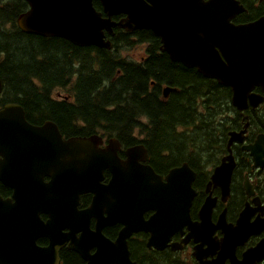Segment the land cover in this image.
<instances>
[{
  "label": "flooded vegetation",
  "instance_id": "obj_1",
  "mask_svg": "<svg viewBox=\"0 0 264 264\" xmlns=\"http://www.w3.org/2000/svg\"><path fill=\"white\" fill-rule=\"evenodd\" d=\"M237 1L244 11L231 20L232 24L246 25L264 17V0ZM24 3L17 17L28 10V5ZM11 5L0 0V8ZM92 6L103 18L106 17L99 0H92ZM17 17L15 24L10 23L9 19L0 22V38L4 37L2 27L9 32L7 37H13L17 29L27 34L18 28ZM125 17L123 14L112 15L111 21L118 23ZM145 32L152 33L145 29L128 31L115 25L112 34L104 33L103 41L109 42L110 49L81 47L60 37L30 34V39L70 44L72 65L62 71L60 81L66 82V74H70L72 83L56 88L51 94L53 101L30 103V126L42 128L47 125L48 128L40 135L43 138L59 136L61 147L59 154L52 159L48 151L39 153L40 148L30 145V200L24 199L17 203L23 215L16 218V225L23 231L27 229L30 234L58 231L65 236L66 242L55 254L58 259L56 264H264V73H258L254 57H251V97L245 101L244 107H234L231 104L230 87L201 75L195 68L171 61L161 51L157 37L159 43L155 52L173 63L175 70L181 67L189 74L187 88L194 86L192 79L195 74L202 82L230 92L229 107L226 106L227 101H211L213 136L205 145H194L188 148L189 151L183 150L187 161H179L176 157L170 165H165L163 160L167 154L156 156L148 152L143 145V137L151 133L148 115L134 113L130 125L117 126L120 130L115 131L112 117H105L101 113L88 114L86 107L100 106L98 109L101 112H110L115 108V101H73V83L84 78L86 72L98 70L88 64L82 65L81 57L76 54L79 49L88 48L91 55L100 50L118 49L121 56L131 50L139 53L138 59L124 56L125 60L144 64L148 59L147 54L153 50L145 38ZM1 56L0 53V64L3 62ZM242 66L247 65L244 63ZM174 77L179 76L174 73ZM154 88L153 80L149 90ZM165 88L171 89L166 96ZM158 89L162 102L169 100L176 91L164 83ZM130 102L140 104L138 101ZM195 103L197 112L201 110V103L193 101L189 106L191 115L195 111ZM52 105H63L70 112L53 110ZM195 131L200 132V129L196 130L194 124L192 133ZM120 135L124 138H140L139 143L127 146L118 139ZM83 138L95 139L84 146L81 142ZM111 139L120 143L116 153L120 162L127 160L129 148L142 145L146 150V158L138 161V164L150 166L163 182L171 169L187 164L193 173L189 202L179 195H160L158 202L138 200L137 196H132L135 199L132 202L126 195L114 196V191L109 190L103 193L102 201L97 203L95 194L80 193L81 184L106 186L111 181V171L104 169L98 176L93 162V152L108 149ZM98 141L101 145H94ZM142 157L139 155V158ZM3 161L0 155V165ZM218 167L219 184L212 181ZM121 176L126 177L125 172ZM59 183L65 185L69 196L62 197L51 189L58 190ZM0 198L14 203L13 190L1 181ZM105 207L109 214L108 224L100 230L105 241L100 242L95 236L82 239L83 234L97 232L96 215L101 210V215L105 217ZM71 234L74 242L70 239ZM24 238L28 240L9 242L8 239L3 240L0 233V264H42L36 262L38 259L49 262L51 256L41 257L50 245L48 238L40 237L33 243L27 236Z\"/></svg>",
  "mask_w": 264,
  "mask_h": 264
},
{
  "label": "water",
  "instance_id": "obj_2",
  "mask_svg": "<svg viewBox=\"0 0 264 264\" xmlns=\"http://www.w3.org/2000/svg\"><path fill=\"white\" fill-rule=\"evenodd\" d=\"M24 1L28 10L17 17V26L22 32L60 37L76 46L110 49L109 42L103 41L104 33L112 34L115 25L128 31H151L159 38L161 51L171 61L195 68L201 75L230 87L231 104L234 107H244L245 101L251 97V57L258 65V73H264V17L246 25L232 24L231 20L244 11L237 0H99L106 16L104 18L95 11L92 0ZM118 14L126 17L118 23L112 22L111 16ZM244 63L247 66H242ZM169 92L171 89L165 88L164 96ZM47 128V125L42 128L31 127L23 109L17 104H5L0 109V155L4 158L0 165V181L13 190L14 199L12 204L10 200L3 201L0 198V233L3 240L8 239L9 242L26 241V236L31 243L40 237L48 238L50 245L41 257L51 256V259L49 262L42 259L36 262L56 264V251L67 238L58 231L30 234L27 229H19L15 221L23 215L17 203L24 199L30 200V145L40 148L39 153L48 151L52 159L59 154L60 137L43 138L40 135ZM93 139L83 138L81 142L86 146V142ZM94 145H101V142H95ZM107 146L106 150L93 152V162L98 176L104 169L111 171V181L106 186L81 184L80 193L95 194L97 203L102 201L103 193L109 190L114 191V196L126 195L132 202L135 201L132 196H137L138 200L158 202L160 195H179L189 202L193 173L187 164L171 169L163 182L150 166L138 164V161L146 158V150L142 145L129 148L125 162L116 158L120 147L118 140H109ZM139 155L143 157L139 158ZM124 172L126 177L121 176ZM219 180L220 167L216 168L212 176L213 182L219 184ZM57 186L58 190L51 188L56 194L62 197L70 195L65 185L59 183ZM34 193L37 194V186ZM105 215L103 217L100 210L99 215H96L97 232L83 234L82 239L95 236L100 242L105 241L100 230L108 224L106 207ZM128 235L129 232L126 233ZM70 239L75 241L72 234Z\"/></svg>",
  "mask_w": 264,
  "mask_h": 264
},
{
  "label": "trees",
  "instance_id": "obj_3",
  "mask_svg": "<svg viewBox=\"0 0 264 264\" xmlns=\"http://www.w3.org/2000/svg\"><path fill=\"white\" fill-rule=\"evenodd\" d=\"M1 1L12 5L0 8V22L9 19L10 23L15 24L14 20L25 6L24 1ZM2 30L4 37L0 38V53L3 62L0 64V79L3 89L0 108L6 103H16L23 108L25 119L30 123V103L53 101V91L71 82L70 74H66V82L60 79L62 71L72 65V50L66 42L30 39V34H23L18 29L13 37H7L9 32L4 27ZM144 35L153 50L147 54L145 63L140 65L128 63L124 56L119 55L118 49L100 50L92 55L88 48L79 49L76 54L81 57L82 65L88 64L98 70L86 72L84 78L77 79L73 83L71 97L73 101H115V108L110 112H101L98 109L100 106H86L88 114L101 113L105 117H112L111 123L116 126L115 131L120 130L117 126L130 125L134 113L148 115L151 133L143 137V145L148 152L151 151L156 156L167 154V158L163 160L165 165H170L176 157L179 161H187L183 150L189 151L188 148L194 145H205L213 136L211 101H227L226 106L229 107L230 92L202 82L195 74L192 79L194 86L187 88L189 74L181 67L175 70L173 63L155 52L159 43L157 37L150 32H145ZM174 73L179 77H174ZM89 75L98 78H88ZM153 80L155 88L149 90V84ZM159 82L176 89L166 102H162L160 98ZM130 101H138L140 104ZM193 101L201 103V110L197 112L195 103L192 117L189 106ZM52 109L62 113L70 112L63 105H52ZM194 124L200 132L195 131L193 134ZM118 139L127 146H133L139 143L140 138H124L120 135Z\"/></svg>",
  "mask_w": 264,
  "mask_h": 264
},
{
  "label": "rangeland",
  "instance_id": "obj_4",
  "mask_svg": "<svg viewBox=\"0 0 264 264\" xmlns=\"http://www.w3.org/2000/svg\"><path fill=\"white\" fill-rule=\"evenodd\" d=\"M138 55L139 53L135 51L131 52V50H128L127 52L123 53V56H131V57H134L135 59H138Z\"/></svg>",
  "mask_w": 264,
  "mask_h": 264
}]
</instances>
